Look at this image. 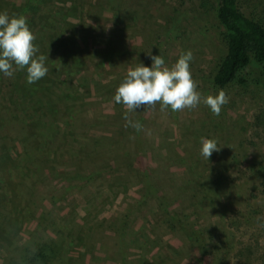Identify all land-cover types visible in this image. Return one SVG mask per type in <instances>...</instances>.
<instances>
[{
  "label": "rangeland",
  "instance_id": "rangeland-1",
  "mask_svg": "<svg viewBox=\"0 0 264 264\" xmlns=\"http://www.w3.org/2000/svg\"><path fill=\"white\" fill-rule=\"evenodd\" d=\"M0 2L9 12L25 0ZM45 2L34 12L49 21L32 19L30 8L23 15L37 55H49L48 74L21 92L14 83L26 81V69L0 73V163L19 165L9 184L0 169V235L33 246L70 231L64 264H264L258 67L245 70V85L222 88L229 103L219 116L204 105L161 112L158 104L133 114L144 128L137 132L114 102L129 67L161 55L171 68L189 50L197 90L218 94L212 77L225 48L214 0H73L77 13L69 0ZM235 3L264 24V0ZM48 97L50 112L33 108ZM32 136L42 145L26 160ZM201 138L222 147L208 161Z\"/></svg>",
  "mask_w": 264,
  "mask_h": 264
},
{
  "label": "clouds",
  "instance_id": "clouds-1",
  "mask_svg": "<svg viewBox=\"0 0 264 264\" xmlns=\"http://www.w3.org/2000/svg\"><path fill=\"white\" fill-rule=\"evenodd\" d=\"M36 36L28 27L27 17L0 12V73L12 77L15 72L26 69V81L29 85L40 81L49 72L46 62L49 55H37L38 46L34 44ZM150 67L138 63L129 67L124 79L115 91L114 102L126 109L123 119L125 128L131 127L137 132L144 130L143 125L132 119L138 110L170 109L173 112L195 110L204 105L215 116H219L223 107L229 103V96L223 90L216 95H203L198 91V82L193 79L191 63L194 60L191 50L181 54L178 61L169 68L161 55H149ZM200 155L209 160L211 155L221 151L215 139L201 138Z\"/></svg>",
  "mask_w": 264,
  "mask_h": 264
},
{
  "label": "trees",
  "instance_id": "trees-1",
  "mask_svg": "<svg viewBox=\"0 0 264 264\" xmlns=\"http://www.w3.org/2000/svg\"><path fill=\"white\" fill-rule=\"evenodd\" d=\"M69 1H71L70 7H66V9L77 13V7L73 3V0ZM45 3V0H25L21 5L12 3L9 14L15 13L17 15H23L24 11L28 8H30V13H33L35 6L37 8L39 6L44 7L46 5ZM213 5L215 18L223 29L225 48L224 56L219 61L212 77L213 86L222 89L231 85H245L244 72L252 63L258 67V76L264 79V24L262 23V19L256 21L248 20L237 8L235 0H214ZM39 13L35 11L32 19H44L46 22L52 19L49 13ZM20 81L19 79L14 85L21 92H29L39 84L36 82L30 86L27 81ZM33 95L35 96V94ZM37 102L33 105L34 109L42 113L51 111V98H46V101L41 104L38 100ZM41 145L42 143H40L38 137L32 136L30 143L26 142L23 144L21 158L28 160L30 159L28 155L35 156ZM0 169L2 170V180L9 184L11 182L10 173L14 170L18 172L19 165L8 169L7 167L5 168V164L2 162L0 163ZM16 195L15 189H12L10 200L12 201ZM12 207H14V213L21 210L20 207ZM1 234L0 246L4 251L1 264H64L61 263L65 259V252L62 245L66 238L72 239L71 232L66 231L65 233H58L55 239L49 237L47 242L29 246L30 242L28 241H24V243L19 245L10 241L11 238L7 234Z\"/></svg>",
  "mask_w": 264,
  "mask_h": 264
}]
</instances>
